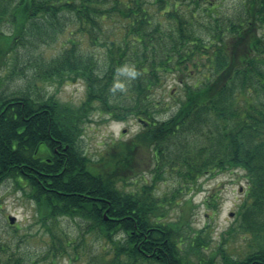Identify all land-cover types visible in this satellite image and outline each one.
<instances>
[{"label":"trees","instance_id":"16d2710c","mask_svg":"<svg viewBox=\"0 0 264 264\" xmlns=\"http://www.w3.org/2000/svg\"><path fill=\"white\" fill-rule=\"evenodd\" d=\"M220 8L214 0H0V70L26 58L28 45L44 35L74 32L54 58L28 56L33 79L0 92V186L13 180L35 201L56 258L66 247L56 245L50 221L65 215L85 219L88 231L114 246L96 256L97 264H264V0H244L233 15ZM75 33L104 49L101 66L80 52ZM125 65L132 68L127 99L134 104L116 100L126 92L118 78ZM204 65L201 84L184 81L190 67L200 72ZM169 76L183 83L184 98L170 118L148 122L144 102ZM70 80L86 88L77 106L36 93L38 81ZM94 111L120 121L134 116L143 129L93 160L80 137ZM143 152L156 176L128 191ZM236 169L248 180L237 213L244 246L232 253L223 241L207 253L205 231L183 213L166 220V205L185 187L200 190L202 177ZM166 174L179 181L171 199L154 192ZM10 250L0 241V264H23Z\"/></svg>","mask_w":264,"mask_h":264},{"label":"rangeland","instance_id":"374dc122","mask_svg":"<svg viewBox=\"0 0 264 264\" xmlns=\"http://www.w3.org/2000/svg\"><path fill=\"white\" fill-rule=\"evenodd\" d=\"M214 1L220 5L221 11H225L228 15L235 14L244 2V0ZM75 30L76 28L73 31ZM69 33L74 32L65 29L64 34H56L51 39L53 33L50 32L49 35H44L43 38L35 41L30 33L27 34L26 39H32L33 45H28L26 58L19 57L14 66L10 65L0 70V92H9L23 87L26 83L25 77L33 79L34 68L28 65V56L42 53L48 55L49 59L54 58L61 53L62 45L67 37L71 36ZM73 37L79 42L80 52L92 53L99 60V66L104 63L105 52L102 47L92 45L84 36L77 33ZM22 50L25 52L24 49ZM206 66L201 67L200 72L190 67L188 76H184V81L193 85L201 84L207 74ZM12 70H15L17 75H11ZM131 73L130 65H125L118 73L120 84L123 86L122 90L126 92L120 94L116 100H120L123 104L135 103L127 99ZM37 92H41L45 97L54 95L60 102L73 106L79 105L86 98V88L81 80H70L62 85L53 81H38ZM183 98V83L174 76L167 77L161 87L145 100L144 104L150 103L149 112L153 121L148 118L145 120L151 123L167 120L178 110L179 102ZM114 100V97H111V103ZM154 103L157 104L156 108ZM142 129L143 124L134 116L120 121L107 112L94 111L90 120L83 124L80 146L86 156L98 160L114 143L128 141ZM146 158V152L139 156L140 175L128 180L124 185L126 190H135L144 183L142 179L149 182L156 176L155 163ZM144 160L145 163H143ZM199 183L200 190H196L195 187L188 190L185 187L183 193L172 200V205H166L168 215L165 219L176 221L181 213L185 214L191 226L197 230H204L203 234L209 238L210 248L207 253L211 249H216L223 241L227 251L233 253L241 250L245 236L238 227L237 213L248 186L244 171L236 169L215 177L204 176ZM177 188H179L178 177L175 174H166L163 178L157 179L154 192L158 197L171 199ZM210 202H215L217 208L210 206ZM9 216L15 218L14 224L9 222ZM39 216L35 201L22 189L16 188L13 180H6L0 186V241L8 240L13 248L9 252L15 253L14 257H19L23 264H97L96 256L99 253L111 251L114 248L111 242L104 239L96 229L88 231V223L85 219L64 215L50 221L53 231L60 237L55 239L56 245L61 249L62 246L66 247L64 257L56 258L52 252L56 246L52 243L50 233L41 224ZM231 227L235 229L229 233ZM123 237L122 233L114 235V239L118 240Z\"/></svg>","mask_w":264,"mask_h":264},{"label":"water","instance_id":"95a60500","mask_svg":"<svg viewBox=\"0 0 264 264\" xmlns=\"http://www.w3.org/2000/svg\"><path fill=\"white\" fill-rule=\"evenodd\" d=\"M9 222H10L11 224H14V222H15V218H14L13 216H9Z\"/></svg>","mask_w":264,"mask_h":264}]
</instances>
